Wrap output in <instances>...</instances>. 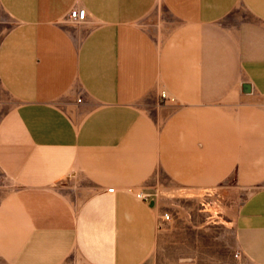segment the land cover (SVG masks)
Instances as JSON below:
<instances>
[{
	"label": "crops",
	"instance_id": "0c3cea01",
	"mask_svg": "<svg viewBox=\"0 0 264 264\" xmlns=\"http://www.w3.org/2000/svg\"><path fill=\"white\" fill-rule=\"evenodd\" d=\"M0 264H264V0H0Z\"/></svg>",
	"mask_w": 264,
	"mask_h": 264
},
{
	"label": "built area",
	"instance_id": "2783aa9c",
	"mask_svg": "<svg viewBox=\"0 0 264 264\" xmlns=\"http://www.w3.org/2000/svg\"><path fill=\"white\" fill-rule=\"evenodd\" d=\"M87 10L85 8H74L69 12V19L74 23L82 22L86 19ZM162 99L164 102L170 101L166 93H162ZM109 191H114L113 188H110ZM141 197V194L139 195ZM168 218V216H166Z\"/></svg>",
	"mask_w": 264,
	"mask_h": 264
},
{
	"label": "rangeland",
	"instance_id": "374dc122",
	"mask_svg": "<svg viewBox=\"0 0 264 264\" xmlns=\"http://www.w3.org/2000/svg\"><path fill=\"white\" fill-rule=\"evenodd\" d=\"M232 198H234V194L233 195H229L226 199H227V201L226 202H224V203H227V204H229V203H234V200H232ZM229 201V202H228ZM218 204H222V202H218ZM217 251V250H216Z\"/></svg>",
	"mask_w": 264,
	"mask_h": 264
},
{
	"label": "bare ground",
	"instance_id": "6f19581e",
	"mask_svg": "<svg viewBox=\"0 0 264 264\" xmlns=\"http://www.w3.org/2000/svg\"><path fill=\"white\" fill-rule=\"evenodd\" d=\"M236 256H238V255H236Z\"/></svg>",
	"mask_w": 264,
	"mask_h": 264
}]
</instances>
